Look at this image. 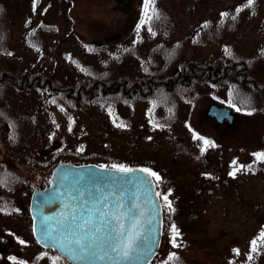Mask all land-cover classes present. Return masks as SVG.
<instances>
[{
	"label": "rangeland",
	"instance_id": "rangeland-1",
	"mask_svg": "<svg viewBox=\"0 0 264 264\" xmlns=\"http://www.w3.org/2000/svg\"><path fill=\"white\" fill-rule=\"evenodd\" d=\"M25 1L30 4L31 0ZM56 1L52 0L55 5ZM75 1L71 8L63 6L60 12L47 11L45 22L55 29L45 33L36 29L38 22L33 20L40 17L38 9L30 11L29 17L23 0H0L6 32L0 41V70L40 72L66 84V80L78 81L84 76L71 63L80 60L82 66L115 76L120 61L124 65L128 59L113 56L110 63L109 51L121 53L123 48H110L114 45H106L104 37L107 26L115 33L128 24L130 15L115 0ZM138 2L134 9L142 20L136 21L139 26L134 33L141 36L144 51L145 45L156 39V33L146 27L152 25V19H147L145 0L141 7ZM154 7L158 16L171 14L175 19V36L168 37L169 44H185V35L200 27L214 41L224 32L226 36L219 38V43L213 41L202 50L200 61L221 60L222 64L228 61L230 52L242 55L256 61L254 72L264 81V0H253L251 6L247 0H154ZM236 18L247 23L231 32L228 27ZM157 19L163 22L166 18ZM72 26L105 48L101 45L88 56L74 45V37L61 44ZM193 56L194 51L185 48V57ZM200 93L202 96L194 101H181L175 121L157 124L149 121L150 115L161 120L167 113L161 107L153 111L150 100L143 101L138 109L136 106L135 118L136 110L124 114L119 100L84 101L76 106L34 89L0 91V105L8 106L15 120V127L4 135V143L15 147L8 154L10 161L30 164L29 180L15 188H25L29 197L34 190L47 187L54 166L62 161L106 168H152L160 177L156 184L164 208L160 254L152 264H175L176 260L168 259L173 254L183 264H248L244 254L240 257L238 252L240 248L248 250L246 239L255 230L256 218L264 214V160L257 159L264 153V102L259 100L256 110L239 112L230 107L225 84L200 86ZM211 105L236 111L234 124L220 126L205 119ZM114 117L120 125L112 124ZM122 120L127 125L123 126ZM204 140L214 147L205 149ZM54 145H58L57 150L42 155ZM165 195L172 210L163 199ZM173 225L179 232L175 241L179 247H173Z\"/></svg>",
	"mask_w": 264,
	"mask_h": 264
},
{
	"label": "flooded vegetation",
	"instance_id": "flooded-vegetation-1",
	"mask_svg": "<svg viewBox=\"0 0 264 264\" xmlns=\"http://www.w3.org/2000/svg\"><path fill=\"white\" fill-rule=\"evenodd\" d=\"M23 1L29 12V14L27 13L28 16L30 15V11L36 12L35 10L37 9L40 11V17L36 16L33 20L38 22L37 25H35L36 29L39 28L40 32L44 31L45 33L48 32L47 30H52V28L55 29V27L47 26L48 24L45 22L44 15H46L47 11L56 9L60 12L63 6L71 8L76 2L75 0H58L56 1L57 5H55V2H52V0H31L30 4L25 0ZM115 1L126 9L130 18L128 24L115 33L111 32L112 27H110V25L107 26L108 33L104 37V40L107 42L106 45H114L110 48L116 49L118 46H122L123 48L121 53H117L116 50L109 51L110 63H112L111 57L114 56L116 59L120 57L121 60L127 58L128 64L121 65L120 61V65H118L116 69V75L112 76L110 72H97L93 66H82L83 61L72 60L71 63L77 70H81L84 76L78 81L74 79L66 80L68 81L66 84L59 81L53 84L52 82L46 83L49 85V90H55L49 92V95L56 99H63L64 95L70 100L68 103L76 104V106L84 101L90 102L97 97L103 96L104 101L99 100L98 102H113L119 100L123 113L129 112V115L130 111L136 110V106L138 109L143 101L150 100L153 101V111L161 107L167 114L165 118L159 120L157 116L153 115L151 112L152 114L149 117V121L155 120L157 124L158 122L159 124H163L164 122L172 123L178 118L183 104L181 101L186 100L190 102L202 96L200 93V86L201 88H205L207 85L215 87L222 84L221 60L219 62L215 61L213 63L214 66L207 68L205 65L208 63H202L199 59L203 52L202 50H206L207 47L211 46L213 43L215 45L219 43V38H221V36L215 39V41L211 40L212 38L206 36L203 28L200 27L193 32L194 34L185 35L186 38H188L185 40V44L182 42L169 44L168 37L175 36L173 32L176 29L175 19L171 17L163 20V22H167L166 26L158 24L156 25L157 27H154L147 24L146 27L150 28L153 33H156L153 36V38L156 39H151L150 44L145 45L143 51V44L140 39L141 36L134 33L136 27L138 28L139 26V24H136V21H140L142 18H138V11H135L133 7L136 1H140L138 5L141 7L142 0H133V5L130 4L129 0ZM152 21L153 20H151V22ZM71 38L74 39L73 43L77 45L79 51L86 53L88 56L93 53L97 47L99 48L102 45L101 42H96L94 39L88 38L85 34L79 32L74 26L71 27V33L66 35L61 41V44L63 42H70ZM42 44L43 43H41V46ZM40 47L36 48L38 49ZM44 47L46 46L43 45L42 48ZM185 48L194 51V56L185 57ZM62 49H64V47H62ZM69 56L68 54V57ZM66 59L69 63L67 57ZM164 63L168 64L165 65ZM24 73L34 74L40 72ZM101 80H103L102 86H98L101 84L93 85L94 81L101 82ZM54 84L58 87L53 86ZM42 86L43 85H39L40 88ZM65 86H68V88ZM91 88H93L94 91H91ZM28 89H32L30 84L28 85ZM192 92H194V94L191 98L190 95ZM133 116L135 118L138 116L137 110L133 113ZM7 118H10L11 122L4 124L3 135H6L9 130L15 127L14 118H11L10 115H7ZM207 118L215 121L214 118L208 115H206L205 119ZM122 121L123 126L127 125L126 120ZM131 122L135 124V121ZM120 123L121 121L114 117L112 124L120 125ZM225 123H227L229 127L234 124V122L229 124L224 121L222 124L218 125L222 126ZM218 125L215 123L214 128ZM4 142L5 140L3 139L0 145V264H72L53 248L41 245L35 238L33 232V219L30 212L31 198L35 190L28 197L25 188H15L19 183L24 184L29 180L28 170L30 164L27 161V163L11 162L8 154H12L15 147L6 145ZM57 149L58 145H54L46 151H43L42 155H47ZM145 169L156 173L152 168L146 167ZM53 170L48 185L50 184ZM153 178L155 182H158L155 177ZM10 221H12V223ZM58 257L59 259L57 260Z\"/></svg>",
	"mask_w": 264,
	"mask_h": 264
},
{
	"label": "water",
	"instance_id": "water-1",
	"mask_svg": "<svg viewBox=\"0 0 264 264\" xmlns=\"http://www.w3.org/2000/svg\"><path fill=\"white\" fill-rule=\"evenodd\" d=\"M129 1L133 5V0ZM208 113L214 116L218 122L224 121L225 118L231 122L233 120V115L227 108L212 106ZM101 169H104V171H101ZM133 170L136 171H133L131 174H122L111 171V168H104L94 164L74 165L65 162L59 163L53 170L50 185L42 190H36L31 198L30 212L33 218V232L37 241L44 247L53 248L73 264H115L114 261L107 259L98 260L95 257L82 260H70L51 240H45L41 235L42 217H53L54 219L47 223L53 227H58L56 221L64 214L71 217L70 209L72 207L79 209L77 212V223L83 222L81 218L82 212L83 218L91 216L93 223L97 227H101L97 219L99 213L96 211V200L100 196L115 192L116 195L123 194L122 203L124 207L120 210L121 212L127 213L131 205H136L133 213L129 215L138 214L142 211L144 215L141 217V222L151 220V224H144L145 234L147 235L151 231L149 238V245L152 249L151 255L145 259L143 254H141L133 260L123 262V264H149L158 253L161 244L163 234V209L152 176L138 171L139 169ZM64 177H67V179H64ZM74 188L84 192L82 201L69 199L68 194L70 192L73 196L76 195L73 191ZM54 192L63 193V195L59 199H54L52 198ZM106 203L109 212L116 211L112 206L111 195H109ZM65 204L68 205L67 208L64 206ZM124 223L127 228L128 220L125 219ZM153 240L155 244L151 243Z\"/></svg>",
	"mask_w": 264,
	"mask_h": 264
},
{
	"label": "snow or ice",
	"instance_id": "snow-or-ice-1",
	"mask_svg": "<svg viewBox=\"0 0 264 264\" xmlns=\"http://www.w3.org/2000/svg\"><path fill=\"white\" fill-rule=\"evenodd\" d=\"M247 2L249 6L253 4V0H247ZM145 12L148 21L157 15L154 7V0H145ZM196 138L201 139L200 137ZM203 144L206 149L211 145V142L204 140ZM211 146L214 147V145ZM257 159L264 160V153L259 154ZM101 171H104V169H101ZM111 171L122 174H131L136 170L123 166L112 165ZM138 171L146 173L148 176L155 177L157 181L160 180V177L156 173L151 172L148 169H139ZM232 175H235V171ZM64 179H67V177H64ZM73 191L76 195L73 196L70 192L68 194L69 199L82 201L84 192L75 188ZM62 195L63 193L54 192L52 194V198L59 199ZM109 195L112 196V206L115 208V212H109L107 210L108 205L106 202L109 199ZM109 195L100 196L96 200V211L99 213L97 219L101 227H97L93 223L91 216L83 218L82 212L81 218L83 219V222L77 223V212L79 209L72 207L70 209L71 217L64 214L56 221L58 227H53L47 223L48 221L53 220V217H42V238L45 240H51L53 244L58 247L62 253L67 255L70 260H82L89 257H95L98 260L107 259L109 261H114L115 264H123V262L133 260L141 254H143L145 259H147L152 252L149 245L151 231H149L146 235L144 224H151V220L144 221L142 223L141 217L144 215L142 211L138 214L129 215L130 213H133L136 205H131L127 213L121 212L120 210L124 207L122 203L123 194L116 195L115 192H112ZM163 199L169 210H172L171 202L168 201L167 195L163 196ZM64 206L66 208L68 207L67 204ZM125 219L128 220L127 228L124 223ZM171 230L173 233V247H179V245L175 242L176 238L179 236V232L175 228V225L172 226ZM54 233H56V235H54ZM261 239H264V235L261 236ZM151 243L155 244V241L153 240ZM252 245V250L256 251L257 242L253 241ZM248 258L249 260L252 259L251 256ZM58 259L59 257L57 260ZM168 259L174 261L177 260L178 257L173 254L169 256Z\"/></svg>",
	"mask_w": 264,
	"mask_h": 264
},
{
	"label": "trees",
	"instance_id": "trees-1",
	"mask_svg": "<svg viewBox=\"0 0 264 264\" xmlns=\"http://www.w3.org/2000/svg\"><path fill=\"white\" fill-rule=\"evenodd\" d=\"M163 16L164 15L158 16V14L154 16L152 18L153 21L151 22L152 25L156 26L158 24H163L164 26H166L167 22H160L159 21L160 19H157V17L166 18V19L173 17L171 14H167L164 17ZM2 19H3V14H2V8L0 7V41L6 35V32L4 30V20ZM246 20H248V18ZM232 21L233 23L228 27V30H230L231 32L237 31L238 28L240 29L247 23L246 21H243V19H239V18H236L235 20ZM224 25H223V29H224ZM219 35L221 36V38L226 36L224 32H222V34L220 32ZM231 53L232 52H230L229 55L230 58L228 59V61L222 62V79H221V83L227 85L228 87L229 103L236 106L240 111L248 112V111L256 110L258 103L261 100L262 102H264V81L261 80L259 74L254 72V65L256 61L251 60V58H247L242 55L238 56ZM164 64L167 65L168 63H164ZM205 66L208 68L210 66H214V64L208 63ZM102 81L103 80H101V82L94 81L93 85L101 84L98 86H102ZM49 82L50 83L52 82L53 84L55 81L50 79V77H47L46 75L40 73L26 74V73H14L10 71H4L2 69L0 70V91L3 90H12V91L14 90L15 92L26 91L29 90L28 85L30 84L31 88L36 91L39 90L43 93H49L55 91L48 89L49 85L46 83ZM39 85H43V86L40 88ZM53 86H57V85L54 84ZM65 87L68 88V86ZM91 91H94V89L91 88ZM63 99L67 102L70 101L64 95H63ZM99 100L104 101L103 96L93 99L92 101H90V103L98 102ZM9 110L10 108L8 106L2 107L0 105V145L2 144L3 139L5 138V136L2 134L4 130L3 126L7 122L9 123L11 122L10 118H7V115H10ZM262 235H264V214H261L256 218L255 230L253 234H251L250 237L246 239L248 241V250L246 249L242 250V248L239 249L237 247V249H239L238 253H240L241 251V254L238 255L242 257V254H244L248 264H264V239H261ZM253 241L257 242L256 251L252 250ZM249 256L252 257L251 260H249L248 258ZM176 263L183 264V262H180L179 259L176 260Z\"/></svg>",
	"mask_w": 264,
	"mask_h": 264
}]
</instances>
